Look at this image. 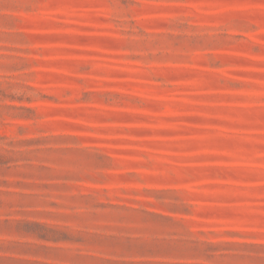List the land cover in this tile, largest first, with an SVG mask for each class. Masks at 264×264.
Instances as JSON below:
<instances>
[{"label": "rangeland", "instance_id": "obj_1", "mask_svg": "<svg viewBox=\"0 0 264 264\" xmlns=\"http://www.w3.org/2000/svg\"><path fill=\"white\" fill-rule=\"evenodd\" d=\"M0 264H264V0H0Z\"/></svg>", "mask_w": 264, "mask_h": 264}]
</instances>
